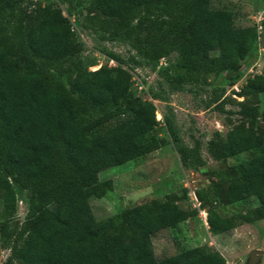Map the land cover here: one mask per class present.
I'll use <instances>...</instances> for the list:
<instances>
[{"label":"trees","instance_id":"trees-1","mask_svg":"<svg viewBox=\"0 0 264 264\" xmlns=\"http://www.w3.org/2000/svg\"><path fill=\"white\" fill-rule=\"evenodd\" d=\"M69 0L46 5L25 29L27 11L17 0H0V239L10 237L14 187L29 194L20 232L9 260L20 264H227L217 251L182 250L156 259L151 238L195 215L170 194L95 220L89 199L107 193L104 182L84 185L102 171L160 149L152 134L155 106L135 96L120 59L89 71L81 57ZM65 5L64 14L59 6ZM84 23L121 39L139 55L175 57L161 76L175 85L196 83L206 72L240 74L238 65L257 45V29L227 27V16L211 0H89ZM87 63H86V62ZM234 74V75H233ZM264 93V66L242 88ZM257 106L240 105V121L224 141L210 140L208 155L225 160L263 147L257 133ZM236 180L224 192L228 204L249 198L256 206L237 214L241 224L264 220V152L233 164ZM199 200L202 198L199 195ZM210 212V227L219 221ZM233 223L212 230L234 229Z\"/></svg>","mask_w":264,"mask_h":264},{"label":"rangeland","instance_id":"rangeland-1","mask_svg":"<svg viewBox=\"0 0 264 264\" xmlns=\"http://www.w3.org/2000/svg\"><path fill=\"white\" fill-rule=\"evenodd\" d=\"M56 1L17 0V5L27 11L25 29L39 21L46 5ZM88 1L68 2L72 12L68 19L80 42L81 57L91 63L88 70L113 66L109 54L118 57L119 65L131 77L132 93L155 106L158 124L152 134L163 140L162 147L149 155L102 171L83 182L86 186L99 182L107 186L104 197L89 199L95 220L102 221L124 209L163 200L173 194L182 207L196 210V213L175 228L161 230L152 236L156 259L198 248L219 252L227 264H247L251 251L260 250L263 254L258 264H264V220L241 224L236 219L237 214L246 213L257 201L249 198L228 204L224 199L229 183L236 180L230 167L264 152V145L219 161L212 159L207 150L210 140L224 141L233 126L246 121L239 113L241 104L259 108L254 126L257 133L264 134V93L245 95L242 92L247 81L261 74L264 66V0H211V10L227 16V27H261L257 29L256 48L240 61L241 74L232 85L228 84L232 74L206 71L196 83L166 82L161 70L174 60L175 54L171 52L152 61L139 56L128 42L89 29L84 23V6ZM59 6L66 14V6ZM13 189L16 208L8 225L10 237L0 239V264H20L9 260V248L22 228L30 196L16 187ZM210 212L220 217L212 227L207 222ZM230 223L236 227L213 233L212 230Z\"/></svg>","mask_w":264,"mask_h":264},{"label":"water","instance_id":"water-1","mask_svg":"<svg viewBox=\"0 0 264 264\" xmlns=\"http://www.w3.org/2000/svg\"><path fill=\"white\" fill-rule=\"evenodd\" d=\"M263 252L260 250H252L249 259L247 261V264H258L261 260Z\"/></svg>","mask_w":264,"mask_h":264},{"label":"built area","instance_id":"built-area-1","mask_svg":"<svg viewBox=\"0 0 264 264\" xmlns=\"http://www.w3.org/2000/svg\"><path fill=\"white\" fill-rule=\"evenodd\" d=\"M256 29L260 30V29H261V27H260V26H256ZM110 63H111V65H113V66H114V63H113V61H110ZM194 201L197 203V207H199V204H198V201H197V199H196V198H194ZM194 205H195V203H194ZM194 207H196V205H195Z\"/></svg>","mask_w":264,"mask_h":264}]
</instances>
